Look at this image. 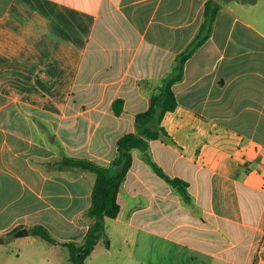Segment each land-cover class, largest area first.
Here are the masks:
<instances>
[{"label": "crops", "instance_id": "0c3cea01", "mask_svg": "<svg viewBox=\"0 0 264 264\" xmlns=\"http://www.w3.org/2000/svg\"><path fill=\"white\" fill-rule=\"evenodd\" d=\"M206 1L0 0V264H71L64 245L16 232L41 224L60 241L84 239L96 174L58 162L110 163ZM218 1L210 37L172 85L164 131L132 151L109 241L85 264L112 250L136 258L119 234L166 244L187 257L180 264H264V0ZM147 158L186 181L190 199Z\"/></svg>", "mask_w": 264, "mask_h": 264}, {"label": "trees", "instance_id": "16d2710c", "mask_svg": "<svg viewBox=\"0 0 264 264\" xmlns=\"http://www.w3.org/2000/svg\"><path fill=\"white\" fill-rule=\"evenodd\" d=\"M254 2L255 0H241ZM221 4L218 0H207L204 5V17L197 34L175 56L172 69L162 78L160 86L151 94L149 106L146 110L138 112L135 116V131L127 132L120 136L116 142V154L108 165H102L92 160L65 156L58 162V167L79 166L89 169L96 174L92 194L91 205L84 215L90 219L87 232L81 242L74 240L60 241L41 224H35L29 228L31 234L53 243L64 245L69 251L71 264H85L95 245L101 238L107 239L105 219L116 218L121 211L118 200L120 185L126 177L133 161L134 149L146 151L149 141L158 138L164 131L161 125L166 112L172 111L177 106V100L172 85L181 80L184 74L185 62L211 35L214 20ZM117 99L114 102H121ZM121 108H115L120 113ZM155 171L178 188L185 200L190 199L186 189L187 182L179 177H171L161 167L147 158Z\"/></svg>", "mask_w": 264, "mask_h": 264}, {"label": "rangeland", "instance_id": "374dc122", "mask_svg": "<svg viewBox=\"0 0 264 264\" xmlns=\"http://www.w3.org/2000/svg\"><path fill=\"white\" fill-rule=\"evenodd\" d=\"M122 201L121 203L123 204ZM137 204L138 202H134L131 205L132 206L131 210L135 209L136 206H133V205H137ZM174 208L176 209L177 207L174 206ZM142 216L143 214H140V213L135 214V220L136 221L143 220ZM146 223L150 225L151 227H154L153 221L152 222L147 221ZM118 233H122V232L116 230L115 235L118 236ZM132 235H133L132 238L127 243L122 241V234H119L117 239L113 238L112 240L117 246L121 247L122 249L127 248L128 251L132 252L136 256V258H130V257H127L124 253L121 254L120 252H116L112 250L111 255L107 256V258L104 257L106 255L100 254V253H98L96 257H89L86 261V264H180L184 260H187V257L181 259V257H183L184 255L177 254V252L175 251L172 252L170 246L168 247L166 244H163V246L159 249L158 242H156V244L153 240L144 242V240L138 237V235L136 234H132ZM40 240H43V239H40ZM105 241L108 242L109 238L105 239ZM144 244H146L147 246L150 245L148 246L149 248L147 250L142 249V246ZM53 245H56V244H53ZM101 245H102V242H101ZM155 245L157 246L156 249L154 247ZM56 256H59V255H56ZM60 258H61L60 264H64V263L69 264L68 261L63 262L62 257Z\"/></svg>", "mask_w": 264, "mask_h": 264}, {"label": "water", "instance_id": "95a60500", "mask_svg": "<svg viewBox=\"0 0 264 264\" xmlns=\"http://www.w3.org/2000/svg\"><path fill=\"white\" fill-rule=\"evenodd\" d=\"M29 233L28 229L27 228H21L20 230H18L16 232V235L17 236H23V235H27ZM1 242L3 241V239L1 238L0 240Z\"/></svg>", "mask_w": 264, "mask_h": 264}]
</instances>
